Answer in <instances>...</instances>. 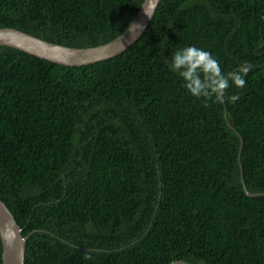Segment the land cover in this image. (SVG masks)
I'll list each match as a JSON object with an SVG mask.
<instances>
[{
	"label": "trees",
	"instance_id": "obj_1",
	"mask_svg": "<svg viewBox=\"0 0 264 264\" xmlns=\"http://www.w3.org/2000/svg\"><path fill=\"white\" fill-rule=\"evenodd\" d=\"M141 2L0 0V26L93 46ZM188 46L251 65L235 103L187 93L170 62ZM0 199L24 264H264V0H160L126 49L80 65L0 45Z\"/></svg>",
	"mask_w": 264,
	"mask_h": 264
},
{
	"label": "water",
	"instance_id": "obj_2",
	"mask_svg": "<svg viewBox=\"0 0 264 264\" xmlns=\"http://www.w3.org/2000/svg\"><path fill=\"white\" fill-rule=\"evenodd\" d=\"M160 0H142L136 14L114 38L101 44L78 47L68 46L45 40L29 32L0 26V45H9L27 53L65 65H80L114 56L126 49L135 41L148 26ZM147 11L150 16H148ZM130 26L135 31L130 30ZM243 178V177H242ZM248 195L252 193L246 190ZM22 228L16 222L12 212L0 199V240L2 244V264H24L25 240L28 236L22 235ZM169 264H193L183 259L171 261Z\"/></svg>",
	"mask_w": 264,
	"mask_h": 264
},
{
	"label": "clouds",
	"instance_id": "obj_3",
	"mask_svg": "<svg viewBox=\"0 0 264 264\" xmlns=\"http://www.w3.org/2000/svg\"><path fill=\"white\" fill-rule=\"evenodd\" d=\"M145 13L150 16L147 11ZM130 30L135 31L132 26ZM170 68L178 73L188 94L205 101L224 104L235 103L239 99L238 95L226 97L227 89L232 85L244 87L246 84L244 76L251 70V65L245 64L239 72L224 73L211 53L195 46H188L172 53ZM96 251L95 248H87L83 259L91 260L92 254Z\"/></svg>",
	"mask_w": 264,
	"mask_h": 264
}]
</instances>
